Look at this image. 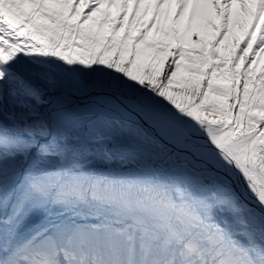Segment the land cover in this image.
I'll return each instance as SVG.
<instances>
[{
    "label": "snow or ice",
    "instance_id": "snow-or-ice-1",
    "mask_svg": "<svg viewBox=\"0 0 264 264\" xmlns=\"http://www.w3.org/2000/svg\"><path fill=\"white\" fill-rule=\"evenodd\" d=\"M0 264H264V0H0Z\"/></svg>",
    "mask_w": 264,
    "mask_h": 264
}]
</instances>
